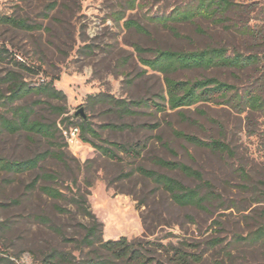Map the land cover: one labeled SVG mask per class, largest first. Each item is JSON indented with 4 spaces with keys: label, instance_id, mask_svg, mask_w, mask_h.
Segmentation results:
<instances>
[{
    "label": "rangeland",
    "instance_id": "374dc122",
    "mask_svg": "<svg viewBox=\"0 0 264 264\" xmlns=\"http://www.w3.org/2000/svg\"><path fill=\"white\" fill-rule=\"evenodd\" d=\"M193 0H0V117L12 119L16 107L32 110L31 120L56 125L55 142L21 130L0 135V157L24 160L57 151L35 170L0 171V259L18 264H79L105 259L108 264H136L111 257L98 241L83 244L93 219L78 208L84 196L89 210L102 223L103 241L126 237L149 264H264V109L235 104L200 103L183 110L157 112L144 107L139 114L122 115L100 95L133 101L166 92V74L144 65L156 49L196 51L224 47L233 55L257 54L260 64L198 67L169 73L179 79L217 77L240 93L264 97V0H231L240 10L229 11L224 23L205 18L166 20L176 7ZM23 20L29 27L9 24ZM136 22L139 31L129 22ZM250 26L258 36L243 34ZM139 48L144 49L140 51ZM49 85L64 96L32 93L6 104L14 83ZM87 122L102 140L98 145L147 144L141 156L118 152L104 156L80 132ZM104 125H128L119 129ZM158 125L157 128L151 126ZM175 130L204 140L220 139L233 154L212 152L177 137ZM181 161L203 173L216 194L209 209L179 206L170 194L136 169L171 176L192 188L201 182L179 170L156 163ZM43 173L56 180L39 179ZM53 186L65 193L55 199L41 190ZM207 189H203L205 193ZM67 209L60 212L57 207ZM57 250L63 258L49 257Z\"/></svg>",
    "mask_w": 264,
    "mask_h": 264
},
{
    "label": "trees",
    "instance_id": "16d2710c",
    "mask_svg": "<svg viewBox=\"0 0 264 264\" xmlns=\"http://www.w3.org/2000/svg\"><path fill=\"white\" fill-rule=\"evenodd\" d=\"M241 5L231 0H193L184 6L176 7L171 15L167 17L168 20L174 21H191L195 18H205L213 20L214 22L224 23L227 18L223 17L229 11L240 10ZM9 24L17 27H29L23 20H18L10 17L4 18ZM131 26H135L139 31L145 29L132 21L129 22ZM30 28V27H29ZM239 31L243 34L258 36V31L250 26H240ZM138 49L142 52L144 49ZM144 65L149 68L166 74V92L157 95L156 98H140L133 101L125 99H116L113 96L100 95L98 97L100 102L112 104L118 113L122 115H136L139 114L142 108H152L157 112H164L167 110H181L198 105L200 103H213V104H235L246 108L251 107L254 110L264 109V97L256 91L247 90L240 93L237 87L223 81L217 77H203L196 79H179L169 76V73L180 69H191L198 67H232L236 69H245L247 67L260 64L261 57L257 54L245 55L240 52H235L233 55L228 53L224 47H209L196 51H172L156 49L155 56L151 59H142ZM11 94L6 98V104H14L17 100L22 99L29 94L37 93L44 94L51 98H60L64 94L49 86L40 85L31 87L26 83H14L10 87ZM32 110L28 107H16L13 111V118L0 117V135L3 130L10 133H17L21 130L39 134L49 141L55 142L58 128L56 125L46 124L38 120H31ZM158 125L151 126L157 128ZM104 128H128V125H104ZM81 136L85 142L92 143L100 151L101 154L111 159H119L118 152H124L129 156L139 157L142 151L146 148L147 144L136 143L132 146H127L121 143H108L109 145H98L94 142L95 139L102 140L101 134L91 126L87 121L80 124ZM175 135L188 143L199 147H205L212 152L233 154V149L229 143L220 139L204 140L197 135L185 133L183 131L175 130ZM48 156H53L59 160L64 159V155L60 152H44L36 156L24 160H10L0 157V171L11 173H25L35 170L39 167L41 161L45 160ZM156 163L162 167L170 170H179L189 177H193L201 182L198 187L192 188L187 186L182 181L177 180L166 174L157 172L155 170L147 169L139 166L136 171L145 177L151 178L158 186L162 187L168 192L173 200L179 206H194L200 209H209L216 194L211 182L204 178L201 171L192 168L191 166L181 162L166 160L163 158L156 159ZM56 180L54 174L43 173L39 175L30 185L31 188L36 187L39 179ZM207 189L203 193V189ZM41 190L48 196L55 199H64L65 193L53 186H42ZM78 208L93 219V225L87 227L86 235L83 239V244L94 246L99 241L102 248L110 253L111 257L115 259L125 260L129 263L136 264H149L141 251L134 248L133 243H130L126 237L120 240L103 241L98 236L100 223L97 217L89 210L88 200L86 197L81 196L79 199L74 200ZM57 210L60 212H67L68 210L58 206ZM255 240H259L264 236V228L259 229L254 233ZM65 255L57 250H54L49 257L63 258ZM0 264H18L10 259H0ZM79 264H108V260H90L84 261Z\"/></svg>",
    "mask_w": 264,
    "mask_h": 264
},
{
    "label": "water",
    "instance_id": "95a60500",
    "mask_svg": "<svg viewBox=\"0 0 264 264\" xmlns=\"http://www.w3.org/2000/svg\"><path fill=\"white\" fill-rule=\"evenodd\" d=\"M82 116L85 121H87V116L85 115L84 108H80L78 112L76 113V116Z\"/></svg>",
    "mask_w": 264,
    "mask_h": 264
},
{
    "label": "built area",
    "instance_id": "2783aa9c",
    "mask_svg": "<svg viewBox=\"0 0 264 264\" xmlns=\"http://www.w3.org/2000/svg\"><path fill=\"white\" fill-rule=\"evenodd\" d=\"M80 132V128L79 127H76L74 130H73V134L76 135Z\"/></svg>",
    "mask_w": 264,
    "mask_h": 264
}]
</instances>
